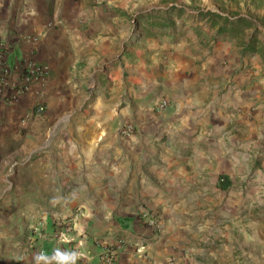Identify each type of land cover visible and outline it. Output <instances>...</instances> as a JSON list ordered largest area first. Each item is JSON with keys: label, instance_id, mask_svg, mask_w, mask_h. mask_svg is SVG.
I'll return each instance as SVG.
<instances>
[{"label": "crops", "instance_id": "crops-1", "mask_svg": "<svg viewBox=\"0 0 264 264\" xmlns=\"http://www.w3.org/2000/svg\"><path fill=\"white\" fill-rule=\"evenodd\" d=\"M207 13L264 35V0H0L12 77L29 60L49 70L0 98V147L25 154L0 189V264L234 258L264 186V62L242 54L252 28L220 38Z\"/></svg>", "mask_w": 264, "mask_h": 264}, {"label": "rangeland", "instance_id": "rangeland-1", "mask_svg": "<svg viewBox=\"0 0 264 264\" xmlns=\"http://www.w3.org/2000/svg\"><path fill=\"white\" fill-rule=\"evenodd\" d=\"M201 6V4H197L193 7V4H191V8H189V10L194 12L197 8H201ZM207 6L208 5L205 4L203 5V8ZM210 6L213 8L217 7V5ZM139 7L141 6L139 5ZM243 8L244 6L238 4H228L226 7H222V9H225L224 11L228 14L233 11L242 10ZM261 24L264 26L263 22ZM66 120L67 116L61 118V122L66 123ZM64 132H66V130H64ZM5 142L6 144L0 147V189L8 187L9 182L12 184L11 187L14 186V182L11 178L16 174V172H18L20 167H22L19 163L25 155L18 147V144H13V140L9 141V139H6ZM253 183L251 174L241 181L240 184L241 186L249 188L253 186ZM255 195L256 194L252 195V199H254L255 202H252L251 211L248 217L252 223V226L248 228V232H250V234L245 236L237 235L236 229L235 237L230 239L233 241L232 245L234 246V258L232 260L224 259L218 260L217 262L213 261L214 264H264V186L262 189V195H260L259 198ZM3 199H6V195L0 197V202ZM242 218H247V211L242 212L241 210L240 213H235V220ZM243 251L245 254H241Z\"/></svg>", "mask_w": 264, "mask_h": 264}, {"label": "built area", "instance_id": "built-area-1", "mask_svg": "<svg viewBox=\"0 0 264 264\" xmlns=\"http://www.w3.org/2000/svg\"><path fill=\"white\" fill-rule=\"evenodd\" d=\"M49 70L46 66L35 63L33 61H26L18 67L16 77H12V69L7 63V51L3 49L0 51V98L8 103L13 104L22 99L31 88V85L39 81H43L48 76ZM167 106L166 101H161L157 108L164 109ZM38 113L41 112V107L38 106ZM121 134L127 138L133 134L132 127H126L121 131ZM143 217L156 229H160L157 222L149 217L148 214H143ZM112 250L104 249L100 255V260L103 264H111ZM42 254V253H41ZM173 264V263H170Z\"/></svg>", "mask_w": 264, "mask_h": 264}, {"label": "trees", "instance_id": "trees-1", "mask_svg": "<svg viewBox=\"0 0 264 264\" xmlns=\"http://www.w3.org/2000/svg\"><path fill=\"white\" fill-rule=\"evenodd\" d=\"M210 17L215 18L217 22H221L219 25L218 37H225L226 32H232L237 29H248L252 28L253 32L248 38V40L242 46V54L246 55H259L262 61L264 62V35L259 36L260 30L257 29L255 23L247 18H238L234 21H230L227 18H223L220 15L207 13ZM262 38V39H261ZM227 186V183H223V188Z\"/></svg>", "mask_w": 264, "mask_h": 264}]
</instances>
